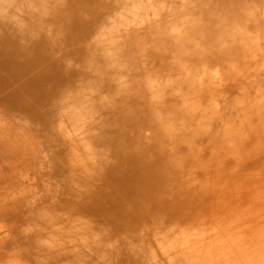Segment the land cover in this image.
I'll use <instances>...</instances> for the list:
<instances>
[{
  "label": "rangeland",
  "instance_id": "374dc122",
  "mask_svg": "<svg viewBox=\"0 0 264 264\" xmlns=\"http://www.w3.org/2000/svg\"><path fill=\"white\" fill-rule=\"evenodd\" d=\"M229 1L238 16L215 21L204 19L220 0H25L32 17L65 9L85 26L71 35L52 19L47 30L30 18L53 81L16 56V81L0 72V264H87L98 237L87 236L84 208L98 199L85 187L113 189L126 168L160 157L166 163L153 180L168 181L165 219L178 225L182 245L203 252L196 261L189 251V264H264V245L251 248L264 236V0ZM7 3L0 16L11 27L13 55L26 35L15 29L28 22ZM196 40L209 52L191 49ZM64 85L76 91L63 96L71 106L59 113L54 90ZM155 93L167 99H151ZM135 230L127 233L143 238L146 230ZM144 238V252L170 259ZM133 258L123 264H139Z\"/></svg>",
  "mask_w": 264,
  "mask_h": 264
},
{
  "label": "bare ground",
  "instance_id": "6f19581e",
  "mask_svg": "<svg viewBox=\"0 0 264 264\" xmlns=\"http://www.w3.org/2000/svg\"><path fill=\"white\" fill-rule=\"evenodd\" d=\"M220 1L222 2V4L221 6H219V8H217V6L216 7L210 6L211 14L209 15L208 18L207 17L205 19L200 18L199 20L202 19L211 20L210 17H214L215 21H222L226 17L232 18L238 16L237 14L238 6L233 7L234 3L230 2L229 0H226L227 2L223 0ZM6 2H8L7 4H11L13 6L18 5L20 9L16 10L17 12L16 15H14V18H16L17 20L19 19L21 22L26 21L28 23H24V25H27V27L22 26L19 27V29H15V31H23V34L25 33L26 35H21L23 40V42L20 44L21 50H18L16 54L11 55L8 52L13 49L12 48L13 42H11V39L13 37H11V35L7 36L9 29L11 27L9 28L8 24H6L7 23L6 19L0 16V40H4L1 42H3L5 46V48H3L2 50V54H0V67H1L0 72H2V68H5V72L7 73L6 75L8 77V83L15 82L16 78L20 76V68H21L20 66L16 65L12 60V57L16 56L19 59H21L23 62L37 63L38 66L41 67L43 72L46 74V75H40V77L43 76L45 80L53 81L52 75L54 74V68L51 69L52 61L47 62L48 60H46V54H44L43 50L40 48V41L36 40L35 34L32 33V31H36V30L35 27L29 25V22H31L29 21V19L30 18L33 19L34 21H36V23L40 25L43 26L46 25L47 30H50V27L47 25L49 24L48 20L52 19L53 22L51 24H55L54 26L56 28V31H63V32L70 31V33L69 32L68 33L71 35H76L78 32L75 33V31H81L82 29H84L85 24L83 19L80 18L76 21V19H74L73 16H70V20H69V17L65 16V14H67L65 9H63V11L65 12L63 16L60 15L58 16V14L46 15L45 13L49 12V8L48 9L45 8V12L44 11H42L41 13L38 12L36 15L32 17L31 10L25 7L26 5L25 0H14V1L0 0V10L3 9L4 5H6ZM39 5L40 6L44 5V3H40ZM33 6L34 5H32V7ZM9 7L10 6H6L4 8L8 9ZM221 11H223L225 15L223 14L220 15ZM191 14L186 17L187 20L190 19L189 16H191ZM77 16L87 18L86 15H82V14ZM129 18L131 17L129 16ZM193 22H195V20ZM205 36L209 37V35H205ZM213 37L214 36H211V38ZM202 41L205 45H207V43L210 42L211 40H202ZM191 44L193 46L191 47V49H194L196 53H198V51L201 50L197 46L198 44L197 40H196V45L192 42ZM203 48L204 50L201 51L209 52L208 51L209 49L206 50L205 47ZM55 62L57 63V61ZM227 63L229 67L230 61ZM60 68L63 69L62 67ZM37 73L39 74V72ZM63 73L65 75L66 71H64ZM68 77L69 76L66 75V81H68L67 79ZM225 82L227 81L223 79L221 85L223 86L224 84H226ZM239 84L241 83L239 82ZM186 85L187 83L185 84V89H188L190 85H187V87ZM56 88L54 90L56 92L54 96V101L56 103L55 110L57 108L59 113H62L64 112V108L66 105L69 107L71 106L70 96L64 98L66 93L69 94L71 92L76 91V89L74 88V85H72L70 88L64 85L61 88L62 91L64 90L65 92L62 93V91L60 92ZM242 88L245 91L250 92L247 95L248 98L250 94H253L251 93L250 90L248 91L246 87L245 88L242 87ZM22 89L23 87L18 88L19 91ZM37 91L38 88L36 86H33L32 92L36 93ZM186 93L187 90L185 91V94ZM179 94L180 93H178L177 96L180 97L184 96V94H180V95ZM132 95L133 94L130 91V97H132ZM230 95L232 96V94ZM233 95L236 97V94ZM227 97H229V95H227ZM151 99L163 100V99H167V97L166 94L155 93V95L151 97ZM34 102H36V104L41 106L42 104L41 97L36 95ZM74 105L76 110L80 107L78 99L74 100ZM42 106L46 112L49 111V107L47 105L45 106L42 104ZM118 118H120V116ZM227 121L229 123V120ZM123 137L124 136H122V138ZM143 153H145V151H143ZM164 159L165 157L155 158L153 161L146 160L145 162L140 163L139 166L126 168L125 173L124 171L121 172L122 173V175L120 176L121 179L119 181L114 180L115 184H113V189L112 187L109 188L108 190H103L100 187H97L96 189L94 188L89 189V187H85L86 194L92 195V197L96 195L98 199V201L96 202V206L92 204H88L84 208L87 209L88 212L87 211L86 213L84 212L85 214L83 218L85 219V221L88 220L89 224L86 225H90L91 227V228L89 227V229L87 227L86 229V233L88 234L87 236L88 238L98 237V240L96 241V243H94L92 249H90L88 254L84 256L85 259H88L87 264H100V263L115 264V262L118 263L117 261H119L120 264H123L124 262L126 263L128 261H131V259H134L133 257L140 258L139 264H166V262H171L175 264V261H177L176 257L183 258L184 261L189 264L192 263L191 259H189L190 256L189 251L191 250H195L198 252L196 261L201 258L200 253L203 254V252L201 251L200 247L197 244L193 245L192 242L188 243L189 245H187V243L182 245L181 238H179L180 234L177 233L178 225H176V223H175L176 226L172 224L175 227L173 229V226L170 223H174V222L171 219H165V213L167 211V207L169 206V201L165 194L168 189V186L166 185L168 184V181L165 175L163 180H153L155 178L154 175L156 174V171L160 170L159 167L162 166L163 163L164 164L166 163L164 162L165 161ZM167 166L168 168L170 167V165L168 164ZM137 196L141 197L140 202L134 201V198ZM122 206L128 210L129 214H127V212L126 214L123 212ZM117 209L122 211L118 212ZM155 214H157L158 217H155L154 216ZM242 215L243 214H241L240 217ZM93 217L95 219H93ZM248 219L250 221L249 217ZM142 222L145 224L142 225ZM135 227L144 228L146 230V232L144 231L145 232L144 236H146L151 243H153L152 241H155L156 243H158V245L162 246L165 249L166 253L169 254L170 259L168 260L167 257L166 259L155 258L154 256H152V252L147 249H146L147 252L146 251L144 252L143 249L145 243L142 242V240L145 239L144 236L142 238V236H138L135 233L132 234V236L131 234L127 233V230L131 228H133L135 232L136 231L135 229H138ZM174 230L175 233L173 232ZM172 235L176 236L175 238L173 237L177 242L175 246L173 243H168L169 238L167 237ZM73 237H75L74 234ZM102 244L103 245L105 244L106 246L105 250H107V252L111 251V256H109V254L104 252L105 250L102 249ZM259 245H264L263 235L260 236L256 235L255 244L251 246V248H256ZM195 246L197 247V249L195 248ZM190 257L194 258L195 256L194 257L190 256ZM203 264H208V262L204 261Z\"/></svg>",
  "mask_w": 264,
  "mask_h": 264
}]
</instances>
